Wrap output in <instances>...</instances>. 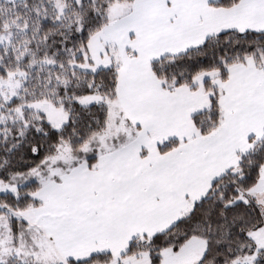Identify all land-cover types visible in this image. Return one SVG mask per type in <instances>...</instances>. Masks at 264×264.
I'll return each instance as SVG.
<instances>
[{"label": "snow or ice", "instance_id": "obj_1", "mask_svg": "<svg viewBox=\"0 0 264 264\" xmlns=\"http://www.w3.org/2000/svg\"><path fill=\"white\" fill-rule=\"evenodd\" d=\"M0 264H264V0H0Z\"/></svg>", "mask_w": 264, "mask_h": 264}]
</instances>
